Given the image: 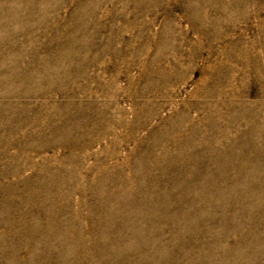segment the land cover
Segmentation results:
<instances>
[{
    "label": "rangeland",
    "instance_id": "rangeland-1",
    "mask_svg": "<svg viewBox=\"0 0 264 264\" xmlns=\"http://www.w3.org/2000/svg\"><path fill=\"white\" fill-rule=\"evenodd\" d=\"M0 264H264V0H0Z\"/></svg>",
    "mask_w": 264,
    "mask_h": 264
}]
</instances>
